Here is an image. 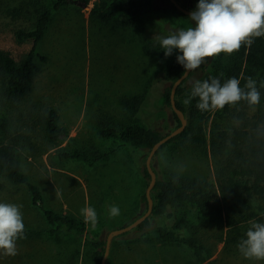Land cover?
Wrapping results in <instances>:
<instances>
[{
	"label": "rangeland",
	"instance_id": "374dc122",
	"mask_svg": "<svg viewBox=\"0 0 264 264\" xmlns=\"http://www.w3.org/2000/svg\"><path fill=\"white\" fill-rule=\"evenodd\" d=\"M50 1L0 0V49L21 60L32 41H19L15 32L30 29L38 10ZM84 1L86 4L79 0L53 11L37 48L45 59L35 56L38 71L28 95L21 99L8 98L0 78V144L14 148L20 169L39 187L46 207L84 223L81 209L93 207L98 222L95 227L85 224L92 236L106 238L111 229L130 223L146 210L141 195L149 180L143 178L140 168L149 150L139 151L120 146L116 139L102 138L99 127L105 123L109 126L138 123L168 133L177 126L171 111L163 107L162 93L167 85L165 68L180 53L174 50L165 57L157 38L194 23L170 7L141 17L134 26L119 14L102 21L91 9L106 0ZM180 1L189 9L194 7L193 10L198 3V0ZM139 95L145 100L137 108L135 100ZM46 107L58 111L59 123L67 130V135L54 144L42 131L40 117ZM215 125L227 128L231 123L220 110L202 112L200 126L207 147ZM74 147L88 154L112 153L95 164L59 159V152ZM152 162L158 176L183 174L206 180L214 176L211 156L192 146L185 149L168 146L154 155ZM0 202L22 205L25 226H47L42 212L31 205L28 188L11 183L1 174ZM222 202L235 204L239 213L262 212L261 203L240 191L229 202L226 199ZM111 205L119 207V216H109ZM222 218L223 222H218L205 216L190 202L179 205L173 216L152 217L160 225L180 222L181 234L198 237L206 248L205 262H199L185 245L161 242L150 230L139 238L132 233L114 237L106 264H264V261L246 260L238 251L237 245L248 223L240 221L236 225L234 243L223 214ZM85 242V237L78 235L27 237L17 242L16 256L0 255V264H59L74 245L85 250Z\"/></svg>",
	"mask_w": 264,
	"mask_h": 264
},
{
	"label": "trees",
	"instance_id": "16d2710c",
	"mask_svg": "<svg viewBox=\"0 0 264 264\" xmlns=\"http://www.w3.org/2000/svg\"><path fill=\"white\" fill-rule=\"evenodd\" d=\"M78 1L51 0L46 7L38 10L30 29L22 28L15 32L19 41H32V46L21 60H16L8 51L0 49V78L3 81L2 90L5 96L11 99H21L30 93L33 88V78L38 71L35 56L40 54L37 52V48L48 28L53 11ZM82 1L86 4V1ZM181 4L186 7L182 2ZM169 7L177 10L170 0H106L101 6L92 7L91 12L102 21H109L118 14L123 15L128 23L134 26L141 17ZM193 8L190 9L193 10ZM180 13L186 18L190 17V15ZM40 57L45 59V56L40 55ZM184 71L175 57L167 64L164 72L167 85L163 88L162 93L163 107L171 111L177 126L180 121L171 108L169 94L171 85ZM199 74H202L198 78L199 80L219 77L222 82L228 78L236 77L241 80L242 87L246 79L252 77L257 81V87L261 93L260 104L254 110L243 101L235 107L225 106L220 110L229 118L231 126L224 128L215 125L210 132L208 147L200 126L202 112L196 106L198 98H192L188 105L183 103V100L190 95L192 82ZM262 84H264V37L256 38L251 47H242L234 55L222 53L215 59H208L198 69L190 72L188 77L177 87L175 93L176 105L183 110L187 118L186 127L182 132L160 145L155 155L162 153L168 146H173L175 149L192 146L211 156L214 176L212 179L206 180L183 174L164 175L162 173L157 175L152 190L154 205L151 216L124 234L132 233L139 238L144 237L148 231L152 230L158 240L163 243H178L187 246L196 259L202 263L207 260L206 248L198 237L181 234L182 225L180 222H175L171 226L160 225L155 224L152 217L163 214L173 216L174 210L179 205L190 202L198 208L200 213L217 219L218 222H223V214L226 223L231 228L229 235L234 243L237 241L235 240L237 238L236 225L240 221L248 223L241 234L243 238L252 221L264 222V87H261ZM143 97L139 95L136 98L137 108H140L144 103L145 98ZM40 119L43 134L50 143H57L67 135V130L59 123V114L55 108L46 107L42 111ZM109 125L106 123L100 125L99 135L102 138L116 139L120 146H131L139 151L149 150L167 134V132L164 133L138 123ZM111 153L112 151L88 154L80 148L74 147L72 150L59 152L58 157L60 160L75 159L95 164L107 158ZM140 169L143 178L149 180L145 163H142ZM153 169L155 170L154 166ZM0 174L13 184L26 186L30 193L31 205L38 208L44 216L47 226L40 228L25 226L27 237L84 236L85 250H81L77 244L74 245L69 256L59 264H78V260H80L79 264H101L105 250V237L95 238L82 220L46 207L39 187L31 182L20 169L16 152L10 144H0ZM174 177H178L175 182ZM239 191L261 203L262 212L259 214L239 213L235 209V204H223L222 199L229 202L231 197ZM141 200L147 204L145 192L142 193Z\"/></svg>",
	"mask_w": 264,
	"mask_h": 264
},
{
	"label": "clouds",
	"instance_id": "9594fccd",
	"mask_svg": "<svg viewBox=\"0 0 264 264\" xmlns=\"http://www.w3.org/2000/svg\"><path fill=\"white\" fill-rule=\"evenodd\" d=\"M194 26L181 28L171 34L158 37L164 56L177 50V63L185 72L198 69L208 59L220 54L234 55L242 47H251L256 38L264 37V0H198L190 13ZM264 87V84L261 85ZM198 98L201 112L235 107L240 102L253 110L260 104L261 93L257 81L248 77L243 87L236 77L221 81L219 77L192 82L191 93L183 100L185 105ZM178 177H174V182ZM22 205L0 202V255L16 256L17 242L27 239L23 222ZM85 223L93 227L98 222L96 210L91 206L81 209ZM120 215L116 205L109 207V216ZM239 253L249 261H264V222L252 221L244 238L237 245Z\"/></svg>",
	"mask_w": 264,
	"mask_h": 264
},
{
	"label": "water",
	"instance_id": "95a60500",
	"mask_svg": "<svg viewBox=\"0 0 264 264\" xmlns=\"http://www.w3.org/2000/svg\"><path fill=\"white\" fill-rule=\"evenodd\" d=\"M170 2L175 6V8L177 10H179L180 12H182L184 14L190 15V13L193 11L192 9H189V8L183 6L178 0H170ZM189 74H190V72L184 71L183 74L179 78H177L173 82V84L171 85L170 94H169L171 108L176 113V115L180 121V124L178 126H176L173 130H171L170 132L165 134L161 139H159L149 149L148 155L146 157L145 165H146V168H147L148 173H149V182H148L146 189H145V196L147 199L146 210L141 215H139L134 220H132L130 223H128L124 226L118 227V228L111 229L108 232V234L105 238V250H104V253H103V256L101 259V264H106V259H107V256L109 254L110 247H111V242H112L114 237L121 235L123 233H126L130 230H133L142 221H144L146 218H149L152 214L153 205H154L152 190H153V187H154L156 180H157L156 172L152 166V159H153V156L155 155L157 149L160 147V145H162L163 143H165L166 141H168L170 138L177 135L178 133L182 132L186 127L187 118H186L183 110H181L176 105L175 93H176L177 87L181 84V82L183 80H185L188 77ZM204 264H209V263H204Z\"/></svg>",
	"mask_w": 264,
	"mask_h": 264
}]
</instances>
